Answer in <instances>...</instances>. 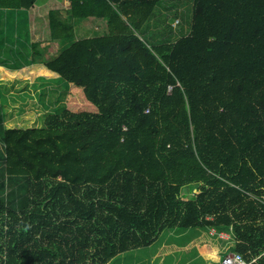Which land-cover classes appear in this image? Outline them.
<instances>
[{
  "label": "trees",
  "instance_id": "1",
  "mask_svg": "<svg viewBox=\"0 0 264 264\" xmlns=\"http://www.w3.org/2000/svg\"><path fill=\"white\" fill-rule=\"evenodd\" d=\"M164 1L192 2L189 31L150 42ZM67 2L28 65L0 64V79L67 84L42 126L33 110L6 122L0 100V264H108L200 226L232 227L264 264V0ZM95 20L102 32L78 36Z\"/></svg>",
  "mask_w": 264,
  "mask_h": 264
},
{
  "label": "rangeland",
  "instance_id": "2",
  "mask_svg": "<svg viewBox=\"0 0 264 264\" xmlns=\"http://www.w3.org/2000/svg\"><path fill=\"white\" fill-rule=\"evenodd\" d=\"M45 1V2H44ZM45 5L42 7V3ZM38 5L33 10V14L39 17V21L29 25L28 17L30 14L23 11L19 20L12 21L9 24L0 25V46L6 45L5 33L10 28L11 32L17 35L16 45H13L14 51L17 46L30 45L33 42H48L50 38V27L47 24L48 13L50 9L64 10L68 14L69 3L67 0H37ZM172 3V2H171ZM183 6H167L163 13H158L151 22V27L143 26L142 35L150 42H155L153 35L167 33L174 30L177 37L189 29L192 20V2L186 1ZM26 13V14H25ZM25 14V15H24ZM163 15V16H162ZM81 26V27H80ZM79 35H94L95 32H102V27L97 21L81 23L79 25ZM183 30V31H182ZM13 33V34H14ZM61 47L60 41L52 40L48 47L44 48L47 52H57ZM2 54V52H0ZM7 58V57H6ZM5 58H3V61ZM9 60H12L10 57ZM6 64V62H0ZM67 84L62 78H40L37 82L24 80L0 79V100L4 110V119L8 122L16 115L23 114L29 110L37 113L38 123L43 125V119L50 109L55 106H61L64 100V93ZM52 100V102H51ZM48 108L45 107V103ZM45 105V106H44ZM63 106V105H62ZM28 118V117H27ZM26 119V118H25ZM30 119V118H29ZM27 120V119H26ZM31 120V119H30ZM32 121V120H31ZM4 173L0 169V181L6 183ZM198 190L191 187L185 191V196L194 197ZM18 197L22 198V190H19ZM21 197V198H20ZM215 228L217 233L212 234L211 230ZM221 230L227 228L200 226L196 228H169L159 234L157 239L148 246H142L138 249L127 251L126 254H119L117 259L111 260L108 264H208V262H217L218 256L226 251L234 250V242L227 237L222 238L218 234Z\"/></svg>",
  "mask_w": 264,
  "mask_h": 264
},
{
  "label": "crops",
  "instance_id": "3",
  "mask_svg": "<svg viewBox=\"0 0 264 264\" xmlns=\"http://www.w3.org/2000/svg\"><path fill=\"white\" fill-rule=\"evenodd\" d=\"M44 2L42 3V7L45 5ZM185 3L186 2H180V3L175 4V6L181 7V6H183L182 4H185ZM37 5L38 4L35 3V5L33 7H31L30 9L16 10V11L11 10V9L1 8L0 9V25H3L4 23H5V25H7V24L10 25V23L12 21L19 20L20 15L23 14V11H26V13L30 14V18L28 17L29 25H30V23L34 25V23L39 21V17L37 15L33 14V10H35ZM171 5H172V3H170V2H167V1L162 2L160 4V6H158L159 9L157 11V14L159 13V11H160V13H163L162 10L166 9L167 6H171ZM61 11L69 18L68 14H66L64 12V10H61ZM25 18H27V17L22 18V20H24ZM22 20H19V21L22 23ZM47 24L49 26V15H48ZM6 29H8V31H6V33H5L6 45L1 43V46H0V52H2V54L0 53V62L5 61L6 64H9V63L17 64V63L21 62L24 65H28L31 62L32 57H33V54L31 52H29V45L28 46L26 45L25 48H23L22 46H17V48H16L17 50L14 51L13 45L17 44V43L14 44V42H16L17 35L14 32H11L9 27H6ZM188 31H189V29L186 32H188ZM85 36H88V35H85ZM10 57L12 58V60H9ZM3 58H5L4 61H3ZM28 81H31V80H28ZM37 81L38 80L31 81V82H37ZM221 232H225L228 235L227 239H229V240L231 239V241L234 242V237H233L231 228H228L227 230H221ZM122 254H126V252L122 253ZM117 257L118 256H116L114 259H112V261L117 259ZM110 263H111V261H110ZM209 263L210 262H208V264Z\"/></svg>",
  "mask_w": 264,
  "mask_h": 264
},
{
  "label": "built area",
  "instance_id": "4",
  "mask_svg": "<svg viewBox=\"0 0 264 264\" xmlns=\"http://www.w3.org/2000/svg\"><path fill=\"white\" fill-rule=\"evenodd\" d=\"M259 200H261L264 203V193L261 196H253ZM232 229V227H230ZM212 234L217 233L215 228H212L211 230ZM220 237L225 238L228 237V235L225 232H219L218 234ZM256 258H254L251 262L255 261ZM251 262L247 261L244 257V255L236 250L225 252L223 255L220 256V260L218 264H250Z\"/></svg>",
  "mask_w": 264,
  "mask_h": 264
},
{
  "label": "water",
  "instance_id": "5",
  "mask_svg": "<svg viewBox=\"0 0 264 264\" xmlns=\"http://www.w3.org/2000/svg\"><path fill=\"white\" fill-rule=\"evenodd\" d=\"M209 264H218L217 262H210Z\"/></svg>",
  "mask_w": 264,
  "mask_h": 264
}]
</instances>
